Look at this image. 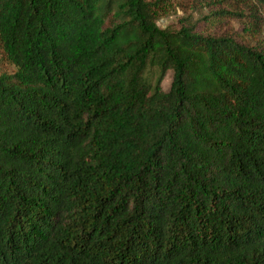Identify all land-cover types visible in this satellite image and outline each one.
<instances>
[{
  "label": "trees",
  "instance_id": "16d2710c",
  "mask_svg": "<svg viewBox=\"0 0 264 264\" xmlns=\"http://www.w3.org/2000/svg\"><path fill=\"white\" fill-rule=\"evenodd\" d=\"M204 1L0 0V264H264V41L229 25L264 0Z\"/></svg>",
  "mask_w": 264,
  "mask_h": 264
},
{
  "label": "rangeland",
  "instance_id": "374dc122",
  "mask_svg": "<svg viewBox=\"0 0 264 264\" xmlns=\"http://www.w3.org/2000/svg\"><path fill=\"white\" fill-rule=\"evenodd\" d=\"M210 4H207L204 0H170L167 8L160 15L157 20L159 26L179 25L182 20L189 21L191 23L199 21L205 15L210 13ZM230 27L234 30H238L239 38L248 41L251 45L256 47L262 46V41H258L263 36L255 37V33H252L249 24L244 26L240 20H231L229 22ZM170 81L169 75L162 81V87L167 88Z\"/></svg>",
  "mask_w": 264,
  "mask_h": 264
}]
</instances>
